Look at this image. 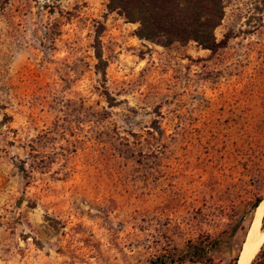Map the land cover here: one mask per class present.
<instances>
[{"label":"rangeland","instance_id":"1","mask_svg":"<svg viewBox=\"0 0 264 264\" xmlns=\"http://www.w3.org/2000/svg\"><path fill=\"white\" fill-rule=\"evenodd\" d=\"M224 1L216 53L139 39L108 0L0 6V264H149L209 236L178 264L239 257L264 199V0Z\"/></svg>","mask_w":264,"mask_h":264},{"label":"trees","instance_id":"2","mask_svg":"<svg viewBox=\"0 0 264 264\" xmlns=\"http://www.w3.org/2000/svg\"><path fill=\"white\" fill-rule=\"evenodd\" d=\"M6 2L7 0L3 1L0 6ZM107 7L110 12L119 13L126 21L138 23L135 34L139 39L166 47L175 43L186 45L193 41L216 53L229 42L227 37L218 39L216 35V29L226 13L224 0H108ZM102 55L101 49L96 52L99 62L95 68L105 76L106 69L100 66L104 62ZM2 108L0 103V109ZM262 201L257 199L252 210ZM220 242V238L209 236L201 245L189 246L188 255H183L182 259L175 255H159L149 264H178L186 258L203 260L218 248ZM237 259L238 256L234 258L233 264H237ZM251 264H264V245Z\"/></svg>","mask_w":264,"mask_h":264},{"label":"bare ground","instance_id":"3","mask_svg":"<svg viewBox=\"0 0 264 264\" xmlns=\"http://www.w3.org/2000/svg\"><path fill=\"white\" fill-rule=\"evenodd\" d=\"M263 217L264 199L256 208L254 223L249 230L248 239L245 243L246 253L243 257V263L245 264H249L251 259L257 254L264 242Z\"/></svg>","mask_w":264,"mask_h":264},{"label":"water","instance_id":"4","mask_svg":"<svg viewBox=\"0 0 264 264\" xmlns=\"http://www.w3.org/2000/svg\"><path fill=\"white\" fill-rule=\"evenodd\" d=\"M247 239H248V236H247ZM247 239H246L245 243L247 242ZM245 243H244V246H243V248H242V250H241V253H240L239 257H238L237 264H245V263H243V257H244V255H245V253H246ZM259 250H260V249H259ZM254 257H255V256H254ZM254 257H253V258H254ZM253 258L251 259V261L249 262V264H251Z\"/></svg>","mask_w":264,"mask_h":264}]
</instances>
